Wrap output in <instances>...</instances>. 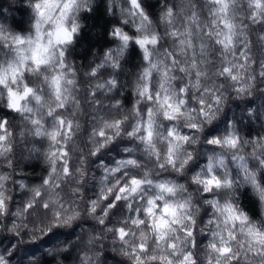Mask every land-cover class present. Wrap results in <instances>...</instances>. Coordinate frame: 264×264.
Returning <instances> with one entry per match:
<instances>
[{
    "label": "snow or ice",
    "instance_id": "1",
    "mask_svg": "<svg viewBox=\"0 0 264 264\" xmlns=\"http://www.w3.org/2000/svg\"><path fill=\"white\" fill-rule=\"evenodd\" d=\"M91 2L92 0H62L63 7L57 6L59 16H56L51 11L49 0H28L26 6L34 13L30 16L34 22L28 34L12 31L0 23V55L7 57L6 60H0V88L6 92L7 107L20 113L32 126L22 131L21 137L27 132L38 138H47L50 142L49 149L44 153L49 164L48 174L41 184L32 188H28L23 182L19 184L21 189L31 192V197L13 215L22 220L34 212L45 216L51 213L46 229L49 232L55 227L69 226L81 216L76 201H83L82 185L85 183L86 171L81 168L73 170L67 150V144L74 135L73 129H78L79 124L56 113L69 103H74L79 108L73 95L76 73L67 63V52L78 29L77 17L73 15V11H87ZM205 2L212 6L209 12L211 19L203 24L194 0H183L179 11L169 6L161 13L160 22L167 26V35L176 42L175 53L167 50L159 52L162 37L156 30L150 13L143 6V0H126L127 7H119L121 22L128 24L131 19L137 35L133 36L123 28L114 26L111 37L119 42L118 47L109 49L104 61L92 68L89 75L95 77L105 66L118 69L120 60L133 44L142 54L146 66L135 86V94L139 99L133 105L135 121L130 130L125 128L128 117L103 120L101 126L91 133L94 143L92 156H97L117 138L126 136L142 145V150L151 153L150 158L159 163L161 152L153 143L157 128V113L153 105H156L160 108L159 116L170 122L166 129L162 126L164 130L160 133L162 142L164 138L167 141L163 159L168 167H177L181 142L186 146L196 136L183 132L178 119L184 117L186 127L193 133L200 134L205 131V124L212 125L217 120L219 106L223 103V97L217 90L202 85V80L208 78L206 65L209 63L205 59L209 45L205 43L204 37L214 39L222 50L223 66L216 75L229 79L236 86L238 95H251L256 77L252 69L247 25L243 24L242 0ZM118 3L119 0H112L110 10ZM246 3L251 10L247 19L253 24H264V0H246ZM180 17H183V22L178 27ZM69 18L70 28L67 26ZM202 29H207L206 33L202 34ZM260 39L264 41V35ZM241 44L243 50L237 56V47ZM37 48L43 49L45 55L36 56ZM177 56L183 59H177ZM260 68L259 75L264 78V61ZM49 70L53 75L49 77L45 74L44 81L52 88L53 102L47 105L45 115L52 118L51 128L46 127L44 116L40 114V108L44 105L42 95L25 83V73L39 74ZM177 70L188 78V83H182L179 88L175 83L181 80V77L174 74ZM193 73L195 79H192ZM154 75L158 77L155 91L152 88ZM117 86L118 82L114 77L97 83L93 96L96 90L111 91ZM190 89L193 92L202 89V94L196 98L199 108L189 107ZM208 97H211V102ZM29 98L35 101L38 106L36 109L22 103ZM142 103L149 105L145 112L139 108ZM119 106V101L112 105L113 108ZM248 114L252 116L254 112L250 109ZM12 136L8 121H0V157H7L13 152ZM206 144L213 150L206 154L207 162L192 175V182L200 184L203 193L227 194L223 203L215 197L204 201L214 212V218L207 223L215 225L206 245V262L241 264L243 261V264H264V222L252 219L235 202L237 189L247 187L264 206V137L242 139L236 122L229 121L223 131L208 137ZM246 145L252 146L250 153L245 152ZM122 151L129 154L128 158L116 160L113 166L101 162L103 174L99 181V193L96 199L88 200L87 214L104 226L105 233L113 234V242L122 246V254L131 260V264H198L193 231L196 220L185 213L182 218L186 221L184 223L177 211L191 202V195L188 201L176 206L163 204L159 209L161 215L158 216L157 206L162 199L159 193L172 189L165 183L154 184L152 180L142 179L135 174V170L141 167L140 161L132 155L137 151L136 148L124 147ZM183 157L181 163L187 167L195 158L192 151H185ZM229 160L236 169V175L229 166ZM83 162L82 160L81 163ZM165 164L159 166L163 168ZM8 166L12 167L11 161ZM147 175V172L143 173V176ZM10 179L9 175L0 173V216L9 214L11 197L8 195L7 182ZM73 180L76 186L71 188L70 198L66 200L62 191ZM154 191L157 192L156 195L152 194ZM110 197L111 202L105 203ZM121 201L125 203L127 212L135 215L124 217L110 226L107 220ZM217 213L222 219L216 217ZM169 215L171 220L168 219ZM20 226L14 223L13 230L18 231ZM98 238L93 237L88 243L91 245ZM93 259L94 255L88 252L80 257L81 264H93ZM0 264H8L7 258L2 254Z\"/></svg>",
    "mask_w": 264,
    "mask_h": 264
},
{
    "label": "trees",
    "instance_id": "2",
    "mask_svg": "<svg viewBox=\"0 0 264 264\" xmlns=\"http://www.w3.org/2000/svg\"><path fill=\"white\" fill-rule=\"evenodd\" d=\"M111 3L112 0H92L91 11L81 14L84 27L80 30V35L76 37L75 43L69 46L67 52V63L72 66L76 73V86L73 95L79 103V108L77 109L74 103H69L65 108L58 109L56 113L79 124L78 129H73L74 135L67 144V150L70 153V163L73 170L81 168L86 171L85 183L82 185L83 201L79 199L76 201L81 216L73 221L71 226L55 227L49 232L46 229L51 220V213L45 216L42 213L34 212L22 220L13 215L31 197V192L27 189H21L19 184L23 182L28 188H32L41 184L43 178L48 174L49 164L45 160L44 153L49 149L50 142L47 138H38L27 134V132L21 137L20 133L32 126L22 115L7 107L6 92L0 88V93H3L0 95V121H8V129L13 133V152L7 157H0V173L11 177L7 182L8 195L11 197L9 214L0 216V254L7 258L8 264H81L80 257L85 252L94 255L93 264H131V260L122 254V246L113 242V234L105 233L104 226L98 224L96 219L86 212L88 200L96 199L99 193V181L103 174V169L100 167L101 162L113 166L116 160L128 158L129 154L122 151L124 147L137 149L132 154L141 162V167L135 170L136 175L142 177L145 170L155 169L152 172V179L154 180L170 177L186 184L188 189L186 195H191L193 203L201 209L193 229L197 244L195 248L196 259L198 264H207L206 245L211 239L210 232L215 225H208L207 223L209 219L214 218V212L211 206L206 205L204 201L214 197L223 201L227 194L223 192L203 193L201 186L192 183V175L207 162L206 154L213 150L204 141L208 137L223 131L229 121L236 122L242 139L264 137V78L259 75L261 62L264 61V41L260 39V36L264 35V24H253L247 19L251 10L248 8L246 0H242L243 24L247 25L251 44L250 56L253 74L256 77L255 87L251 90V95H238L235 91L236 86L229 79L216 75L223 66L222 50L220 46L215 44L214 39L204 37L205 43L209 45L208 55L205 57L209 63L206 65L208 78L202 80V85L217 90L223 97V103L219 106L220 112L217 120L210 126L204 125L205 131L199 147L194 148L192 145H186L189 151H194L195 158L185 169V174L178 176L173 171L160 172L155 159L148 158L143 153V146L126 136L117 138L107 148L102 149L97 156H92L91 151L94 148V143L91 139V133L93 129L101 126L103 120L111 121L128 117L125 128L130 130L131 124L135 121L133 103L139 99V96L135 94V86L139 81L142 69L146 66L142 54L133 44L123 59L120 60L118 69L114 70L110 66H105L99 70L95 77L89 75L92 68L104 61L105 53L109 49L114 50L118 47L119 42L112 37L110 38L114 26L123 28L133 36L137 35L131 19L128 24L121 22L119 7L121 5L127 7L126 0H119V3L110 10ZM182 3L183 0H143V6L150 13L155 28L162 37L158 46L161 53L166 50L175 53L176 42L167 35L168 28L160 22V15L169 6L179 11ZM194 3L200 14L201 23L210 22L209 12L212 6L207 4L205 0H194ZM179 20L178 27L182 26L183 17H180ZM30 21V10L26 6V0H0V23L12 31L26 33L31 31L30 27L27 26ZM206 31L207 29H202V34ZM242 50L243 45H238L237 56ZM197 58H200L198 49ZM6 59V56L0 55V60ZM177 59L183 58L177 56ZM174 74L181 77V80L175 82L177 88L182 83H188L186 74L180 73L178 70ZM113 77L118 82L115 89L111 91L107 89L96 90L93 96V89L97 83H103ZM192 79H195L194 73ZM25 82L29 86H37L38 91L43 93L46 99L53 100L41 76L25 73ZM157 84L158 77L154 75L153 91L156 90ZM201 94L202 89L198 92H193L190 89L189 107L199 108L196 98ZM208 99L211 102V97ZM116 101L120 102L119 108L112 107ZM148 106V104L142 103L139 108L145 112ZM250 109L254 112L252 116L248 114ZM45 113L46 109L40 111V114L44 116L46 127L51 128L52 118L47 117ZM159 119L166 129L170 122L163 120L162 117ZM179 127L185 133L199 135L185 127L183 121L180 122ZM159 147L162 152L166 151V145L160 144ZM33 148L38 149V151H31L32 155L22 161L21 156L24 150ZM215 150L220 151L219 149ZM251 151L252 146L246 145L245 152L250 153ZM82 160L83 163H81ZM9 161H11L12 167L8 166ZM229 166L233 174L236 175V169L231 165L230 160ZM157 172L160 174L157 175ZM75 186L74 180L65 185L62 195L66 200L70 198V190ZM111 200L110 197L109 201L105 203H109ZM235 202L252 219L264 222V206L259 203L250 189L247 187L238 188ZM99 214L100 210L98 209L97 215ZM131 215H135V213L127 212L125 203L121 201L113 210L107 224L114 225L118 220ZM141 215L143 214L141 213ZM14 223L21 225L18 231L13 230ZM93 237L99 238L90 245L88 241ZM86 243L88 245L85 246Z\"/></svg>",
    "mask_w": 264,
    "mask_h": 264
},
{
    "label": "clouds",
    "instance_id": "3",
    "mask_svg": "<svg viewBox=\"0 0 264 264\" xmlns=\"http://www.w3.org/2000/svg\"><path fill=\"white\" fill-rule=\"evenodd\" d=\"M27 2H28V0H26V3ZM65 2H66V0H65ZM49 6L51 8V11L53 13H55L56 16H59V12L57 11V6L63 7V3H62V0H49ZM91 8L92 7H90V9L87 10V11H91ZM83 12H86V11H81L79 13L73 11V15H75L77 17L76 23L78 25V29H77V32L74 34L73 41H72V44L71 45H73L75 43L76 37L80 35V30L84 27V24H83V22L81 20V14ZM32 15H34V13H31L30 12V16H32ZM33 22L34 21H30V24L27 25L28 27H30V29H32V23ZM67 26L69 28L71 27V18H69V22H68V25ZM29 32L30 31L26 32L25 34H28ZM110 38H111V34H110ZM45 43H47V40H45ZM35 55L38 56V57H40V56H44L45 53H44L43 49L37 48L35 50ZM28 74L33 75V76H35V75L41 76L42 77V80H43V83L47 85L48 91L50 92V94L52 93V88H50L49 85L44 81V75L45 74H47L49 77H51V75H53V73L50 70L47 71V73H45V72L42 71L39 74H35V73H28ZM13 87H15V86H13ZM31 87H33V89L36 90L37 93L40 94V95H42V97H43L44 105H43V107L40 108V111L42 109H46L47 108V105L49 103H52L53 100L52 99H46L45 96H44V94L41 93L40 91H38V87L37 86H31ZM2 94L3 93H0V95H2ZM51 97H52V95H51ZM33 102H34V104H33ZM22 103L26 104L29 107H32L33 109H36L38 107L36 105L35 101L32 100L31 98H29L27 101H24ZM121 103H122V101H121ZM136 103H137V100L134 101L133 105L136 104ZM153 108L155 109V111L157 113V128H156V134L153 137V143L156 145L157 150L161 152V160L159 161V163L156 162V166L160 170V172L173 171L178 176H183L185 174V169L187 168V166H184L181 163L182 160H183V158H184L183 157V153L185 151H189V150L186 148V146L183 144V142H181V148L178 150V152L180 153V155H179V159L177 161V167L176 168H172V167H168L165 164V161L163 159V154H164L165 151L162 152L161 151V148L159 147L160 144L166 145V143H167L166 138H164L163 139V142H162V137L160 135V133H162L163 130H164L163 127H162L163 124L160 122V119H159L162 116H159L160 108L158 106L153 105ZM181 121L184 122V126L186 127V122H185V118L184 117H180L178 119V124L179 125H180V122ZM202 137H203V132L200 133L199 135H196L193 138H191L189 140V142H188L187 145H192L194 148L199 147V145L201 143V140H202ZM204 143L206 144V141H204ZM192 152L194 153V151H192ZM143 153L146 155V157H148V158L151 157V153L144 152V151H143ZM194 156H195V153H194ZM160 164H165V167L161 168L159 166ZM153 171H155V169L145 170L144 172H147L148 175L146 177L145 176H142L141 178L142 179H150V180L153 181L154 184H156V183H165L169 189H172V191H164L162 193H159L161 195L162 199L158 202V206H157V215L158 216L161 215L159 209H160V207L163 204H168V205L176 206V205H179V204L184 203L185 201H188L189 200V195H186V193L188 192V189H187V186H186L185 183L178 182L177 180L172 179L170 177H163L161 179H155L154 180V179H152V172ZM160 172H157V175H159ZM191 180H192V177H191ZM194 184L200 186V184H198V183H194ZM152 194L153 195H156L157 192L154 191ZM221 202L223 203V201H221ZM177 211H178L179 216L181 217V219L183 218V216L185 215V213H188V214H190L196 220V218L199 215L201 209L193 203V199L191 197V202L189 204H186L184 209H177ZM216 217L218 219H222V217L220 216L219 213L216 214ZM168 219L169 220L172 219L171 215L168 216ZM182 222L186 223V221H183V219H182ZM69 226H71V225H69ZM173 226L175 227V225H173Z\"/></svg>",
    "mask_w": 264,
    "mask_h": 264
},
{
    "label": "rangeland",
    "instance_id": "4",
    "mask_svg": "<svg viewBox=\"0 0 264 264\" xmlns=\"http://www.w3.org/2000/svg\"><path fill=\"white\" fill-rule=\"evenodd\" d=\"M32 152L30 150L25 149L22 157V161H25L27 159V157L31 156ZM60 239V238H59ZM88 245L87 243L85 244V246Z\"/></svg>",
    "mask_w": 264,
    "mask_h": 264
}]
</instances>
